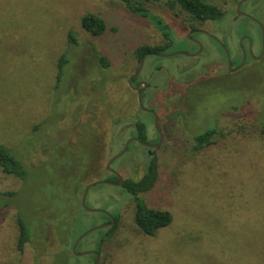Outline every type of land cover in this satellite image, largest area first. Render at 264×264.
I'll return each mask as SVG.
<instances>
[{
    "label": "rangeland",
    "instance_id": "374dc122",
    "mask_svg": "<svg viewBox=\"0 0 264 264\" xmlns=\"http://www.w3.org/2000/svg\"><path fill=\"white\" fill-rule=\"evenodd\" d=\"M209 1L226 13L203 25L229 44L258 33L249 19L234 18L236 0ZM147 6L172 28L170 41L120 0H0V143L28 170L23 180L0 171V264H95L90 251L98 247L99 264H264V58L225 76L216 71L223 57L209 43L197 59L144 58L142 104L158 115L163 140L156 150L131 141L110 164L123 179H138L155 156L158 182L141 196L169 211L172 222L148 236L134 224L132 199L121 186L94 184L86 206L117 214V228L109 237L107 227L84 236L76 252L85 255L71 250L84 231L108 222L102 212L84 210L81 196L108 179L106 163L136 137V121L146 124L145 142L159 138L153 117L138 105L135 81L127 82L139 66L135 48L193 49L183 38L188 15L166 0ZM242 10L264 17V2L251 0ZM88 12L105 19L103 35L82 28ZM64 53L68 62L56 82ZM212 126V142L196 148L192 137ZM17 213L30 230L23 252Z\"/></svg>",
    "mask_w": 264,
    "mask_h": 264
},
{
    "label": "trees",
    "instance_id": "16d2710c",
    "mask_svg": "<svg viewBox=\"0 0 264 264\" xmlns=\"http://www.w3.org/2000/svg\"><path fill=\"white\" fill-rule=\"evenodd\" d=\"M127 9L137 16L143 17L147 20L154 22L156 29L162 34V36L170 41L172 38V31L168 25L157 15L152 13L147 2L150 0H120ZM158 1V0H152ZM238 1V0H236ZM166 5L170 9H179L181 13L189 16V21L194 23L204 24L209 21H219L225 16V10L218 4L209 0H166ZM150 17V18H149ZM149 20V21H150ZM81 26L84 30L93 36H101L106 31L107 25L105 19L97 13L88 12L81 17ZM69 42L75 43L76 36L70 31L68 33ZM168 44L165 45H149L143 44L135 48L134 55L140 62L142 57H145L147 53H166L165 50ZM152 54V53H151ZM161 57V56H160ZM68 59L64 54L58 58L57 62V74L56 82L60 81L63 75L65 66ZM101 62L104 66L107 65V61L104 57L101 58ZM138 138L142 141H147V129L146 124L137 120L136 123ZM217 129L212 127L205 128L201 132L195 134L192 140L195 142L196 148H201L212 142ZM261 134L264 135V123L261 127ZM160 146V145H159ZM158 146V147H159ZM156 150V148L154 149ZM0 171L4 174L12 175L18 179H24L28 170L23 162L18 159L4 144L0 143ZM109 171V170H108ZM159 177V166L155 156L150 157L145 173L138 179L126 178L121 186L131 197L134 205L133 222L136 227L144 234L148 236H154L159 229L167 227L173 220L172 214L167 210H161L151 208L147 206L143 197V193L150 192L156 186ZM107 180L117 182L118 179L115 174L110 173ZM111 185V184H109ZM2 193H0L1 195ZM10 195H14L15 192H9ZM254 215V214H253ZM252 215V216H253ZM115 222L113 225L107 227L105 236L109 237L117 228L118 215L112 214ZM106 221H109L107 215L104 214ZM16 224L18 228V237L16 247L19 252H23L27 243L30 242V230L27 222L23 219L20 213H17ZM101 242V240H100ZM100 245V244H99ZM96 254L100 255L101 249L97 248ZM96 254L93 255L95 258Z\"/></svg>",
    "mask_w": 264,
    "mask_h": 264
},
{
    "label": "flooded vegetation",
    "instance_id": "af4514ba",
    "mask_svg": "<svg viewBox=\"0 0 264 264\" xmlns=\"http://www.w3.org/2000/svg\"><path fill=\"white\" fill-rule=\"evenodd\" d=\"M238 1H240V0H238ZM238 1H237V3H238ZM249 1H251V0H246L240 6V11H242L243 13H245L249 16L241 14L239 16L235 15L234 18H236V17H239V18L242 17L243 18L244 17L246 19H249L250 21H252L256 25L258 33L254 34V35H251L249 33H242L239 35L237 43H233L231 45L228 42L229 39L227 37L219 35V33L214 30L215 29L214 27L206 26V25L199 24V23H194V25H192V21H191V22L187 23L186 26L183 27V29H186V31H187L184 34L183 38H184L185 45L187 47H193V49L181 50L182 52H186L187 54L186 55L185 54L184 55L183 54H176V55H174V57L184 56L187 58L197 59L206 50L207 44L209 43V44L213 45L215 47V49L217 51H219L223 57V63L217 67L216 71L221 70L220 73L222 72V74H224L225 76L237 74L250 61L257 62V61H260L261 59H263L264 58V50H263V45H262V33H261V28H260L259 23L263 24V26H264V17H261V18L258 17V11L259 10H255V11L252 10L250 12H246V11L242 10V6ZM258 1H261V0H258ZM263 2H264V0H263ZM168 27L172 31V28L170 26H168ZM226 29H228V28H226ZM219 41L226 48L228 55H229V60H228V56L226 54V51L224 50L222 45L219 43ZM151 53H154V52H150V54L147 53L145 55V57L148 55L158 56L157 53H155V54H151ZM163 58H165V57H163ZM240 64H241V66H240ZM139 73L131 79V82L135 81L134 87L139 85V88L136 91H138V93L140 91H142V96H143L145 93V90L147 88L146 87L147 84L145 81L138 78ZM152 76H153V72L151 73L150 78ZM148 109L151 110V108H148ZM148 113L150 114V116H152V114L150 112H148ZM136 137L138 138L137 129H136ZM158 140H159V138H158ZM156 142H158V141H156ZM155 143H153V144H155ZM109 172L112 173L111 171H109ZM108 181H110V180H108ZM96 262H97V259L95 256V264H96ZM98 264H99V262H98Z\"/></svg>",
    "mask_w": 264,
    "mask_h": 264
},
{
    "label": "water",
    "instance_id": "95a60500",
    "mask_svg": "<svg viewBox=\"0 0 264 264\" xmlns=\"http://www.w3.org/2000/svg\"><path fill=\"white\" fill-rule=\"evenodd\" d=\"M245 1H246V0H240V1H238V3L236 4V8H235L236 16H239V15H241V14L247 15V14L243 13L242 11H240V6H241V4H242L243 2H245ZM247 16H249V15H247ZM259 25H260V28H261V33H262V45H263V50H264V26H263V24H261V23H259ZM219 43L222 45V47H223L224 50L226 51V54H227V56H228V60H229V55H228V52H227L226 48L223 46V44H222L220 41H219ZM152 54H154V53H152ZM176 54H183V55L185 54V55H186L187 53H186V52H182V51H174V52H168V53H157V55H158V56H161V57H171V56H174V55H176ZM143 60H144V57L141 58V60H140V62H139V66H138V68H137V71H136L134 74H132V75H130V76L128 77L127 82H128V84H129L130 86H131V79H132L134 76H136V75L140 72L141 67H142V64H143ZM241 64H242V63H241ZM241 64H240V66H241ZM138 88H139V85L136 86V87H134L133 89H134V90H138ZM137 102H138V105H139V107H140L141 110H144V111H146V112H150V113L152 114V116H153V120H154V127H155L157 133L159 134V140H158V142L155 143V144H150V143H147V142H145V141H142V140L138 139L137 137H132V138L128 139V140L125 142L123 149H122L121 151H119L118 153H116L115 155H113V156L108 160V162L106 163V168H107V170H109V171H111L113 174H115L116 177H117V179H118V181H117V182H114V181H108V180H98V181H95V182H93V183H91V184H89V185H87V186L85 187V189H84V191H83V193H82V196H81V206H82V208H83L84 210H86V211H89V212L100 211V212H102L103 214H105V215L108 216L109 221L106 222V223H103V224H100V225L94 226V227H92V228H90V229H87L86 231H84V232H83V233H82V234H81V235H80V236L74 241V243H73V245H72V247H71V250H72L73 254L76 255V256H78V255H85V254L87 253V252H81V253H77V252H76V247H77L79 241H80L84 236H86L87 234L91 233L92 231H95V230L101 229V228H103V227H109V226L113 225L114 222H115V220H114L113 216L111 215V213H109V212H107V211H105V210H101V209L88 208V207L86 206V204H85V201H86V195H87V191H88V189L90 188V186H91V185H94V184H111V185H114V186H122V185H123V181H124V179L122 178V176H121L117 171L113 170V169L110 167V164H111L114 160H116L118 157H120V156L126 151L128 145H129V143H130L131 141H138V142H140L142 145L147 146V147H151V148H154V149L157 148V147L162 143L163 136H162V134H161V132H160V129H159V117H158V115L156 114V112H155L154 110H150V109H148V108H146V107L143 106V104H142V91H140V92L138 93V96H137ZM90 252L93 253V254H96V252H94V251H90ZM96 259H97L96 264H98L99 257H98L97 254H96Z\"/></svg>",
    "mask_w": 264,
    "mask_h": 264
}]
</instances>
